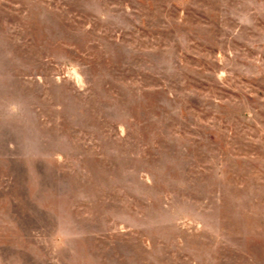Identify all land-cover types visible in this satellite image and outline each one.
<instances>
[{
  "label": "rangeland",
  "instance_id": "obj_1",
  "mask_svg": "<svg viewBox=\"0 0 264 264\" xmlns=\"http://www.w3.org/2000/svg\"><path fill=\"white\" fill-rule=\"evenodd\" d=\"M0 264H264V0H0Z\"/></svg>",
  "mask_w": 264,
  "mask_h": 264
}]
</instances>
